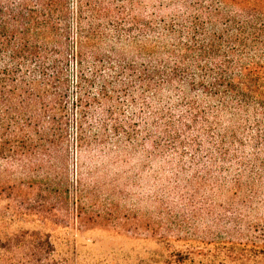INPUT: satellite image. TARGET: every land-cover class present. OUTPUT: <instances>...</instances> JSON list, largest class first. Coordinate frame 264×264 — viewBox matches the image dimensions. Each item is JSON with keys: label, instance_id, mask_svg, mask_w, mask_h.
I'll return each mask as SVG.
<instances>
[{"label": "trees", "instance_id": "1", "mask_svg": "<svg viewBox=\"0 0 264 264\" xmlns=\"http://www.w3.org/2000/svg\"><path fill=\"white\" fill-rule=\"evenodd\" d=\"M158 1L173 18L162 17L160 33L137 34L147 0H0V195L13 193L15 209L29 201L23 183L2 182L15 168L66 163L71 148L80 163L105 157L92 153L106 149L110 132L131 147L137 120L122 117L121 105L136 109L137 92L151 91L157 104L177 95L187 107L184 133L214 111L203 97L221 111L264 110V0ZM191 89L204 96L193 99ZM64 181L60 173L48 190L70 193ZM72 185L78 209L82 177ZM0 250V264H70L51 257V242L37 233L0 238Z\"/></svg>", "mask_w": 264, "mask_h": 264}, {"label": "rangeland", "instance_id": "2", "mask_svg": "<svg viewBox=\"0 0 264 264\" xmlns=\"http://www.w3.org/2000/svg\"><path fill=\"white\" fill-rule=\"evenodd\" d=\"M159 4L147 0L138 9L137 34L160 33L162 17L173 18ZM148 94L137 92L136 109L130 100L121 105L122 117L137 120L131 147L115 144L110 132L106 149L92 153L105 157L80 163L71 148L66 163L38 161L27 176L18 167L6 176L2 182L23 183L29 201L17 210L13 193L0 195L1 241L37 233L51 242V257L70 264H264V110L221 111L218 100L203 97L214 111L184 133L185 103L168 94L170 101L157 104ZM60 173L61 186L71 185L62 196L48 190ZM80 177L77 209L72 184Z\"/></svg>", "mask_w": 264, "mask_h": 264}]
</instances>
